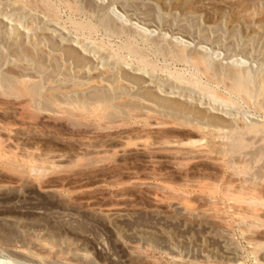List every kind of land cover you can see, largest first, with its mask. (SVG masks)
Wrapping results in <instances>:
<instances>
[{"label": "rangeland", "instance_id": "obj_1", "mask_svg": "<svg viewBox=\"0 0 264 264\" xmlns=\"http://www.w3.org/2000/svg\"><path fill=\"white\" fill-rule=\"evenodd\" d=\"M0 264H264V0H0Z\"/></svg>", "mask_w": 264, "mask_h": 264}, {"label": "bare ground", "instance_id": "obj_2", "mask_svg": "<svg viewBox=\"0 0 264 264\" xmlns=\"http://www.w3.org/2000/svg\"><path fill=\"white\" fill-rule=\"evenodd\" d=\"M65 1V0H63ZM67 1V0H66ZM102 5V4H101ZM96 9V8H95ZM94 9V10H95ZM110 9L108 8V6H99V9L94 11L95 15H97V17L99 18V20L102 22L101 24L104 26H110V21L107 17H109L110 15H108L107 17L104 16L106 13L108 14L107 10ZM110 11V10H109ZM110 13V12H109ZM111 14V13H110ZM112 17V16H111ZM95 19V18H94ZM98 20V19H97ZM122 34V33H121ZM120 36V35H119ZM157 41V40H156ZM155 41V42H156ZM154 42V41H153ZM157 43V42H156ZM235 148V147H234ZM237 149V147H236ZM234 150V149H233ZM240 152V151H239Z\"/></svg>", "mask_w": 264, "mask_h": 264}]
</instances>
